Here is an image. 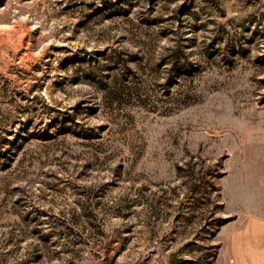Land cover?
Returning a JSON list of instances; mask_svg holds the SVG:
<instances>
[{
	"label": "rangeland",
	"instance_id": "1",
	"mask_svg": "<svg viewBox=\"0 0 264 264\" xmlns=\"http://www.w3.org/2000/svg\"><path fill=\"white\" fill-rule=\"evenodd\" d=\"M264 223V0H0V264H235Z\"/></svg>",
	"mask_w": 264,
	"mask_h": 264
},
{
	"label": "crops",
	"instance_id": "2",
	"mask_svg": "<svg viewBox=\"0 0 264 264\" xmlns=\"http://www.w3.org/2000/svg\"><path fill=\"white\" fill-rule=\"evenodd\" d=\"M246 239L234 244L235 264H264V223L247 231Z\"/></svg>",
	"mask_w": 264,
	"mask_h": 264
}]
</instances>
